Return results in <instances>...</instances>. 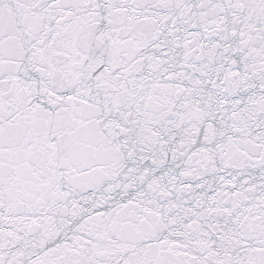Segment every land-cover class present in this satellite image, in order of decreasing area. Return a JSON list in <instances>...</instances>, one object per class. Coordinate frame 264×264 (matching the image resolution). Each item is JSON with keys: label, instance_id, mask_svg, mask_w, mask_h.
I'll return each mask as SVG.
<instances>
[{"label": "snow or ice", "instance_id": "6c2138e0", "mask_svg": "<svg viewBox=\"0 0 264 264\" xmlns=\"http://www.w3.org/2000/svg\"><path fill=\"white\" fill-rule=\"evenodd\" d=\"M0 264H264V0H0Z\"/></svg>", "mask_w": 264, "mask_h": 264}]
</instances>
